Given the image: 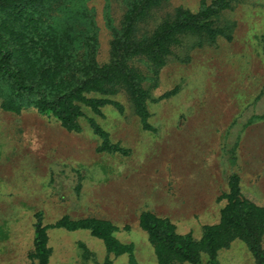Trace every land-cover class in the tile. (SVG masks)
Segmentation results:
<instances>
[{"label":"rangeland","instance_id":"rangeland-1","mask_svg":"<svg viewBox=\"0 0 264 264\" xmlns=\"http://www.w3.org/2000/svg\"><path fill=\"white\" fill-rule=\"evenodd\" d=\"M107 1L87 0L99 28L101 63L108 60L111 39ZM201 1L170 3L196 11ZM123 8L121 0H110L115 23ZM226 15L236 21L230 40L217 38L193 50L188 62L160 70L151 91L158 100L148 105L149 128L122 94L116 96L122 111L111 105L102 107L103 117L86 111L126 154L98 150L100 140L85 119L82 130L73 132L32 108L14 113L0 107V264H33L38 212L48 225L50 264H130L129 254H108L89 230L52 226L62 217L108 220L117 227L115 236L132 246L136 264H156L142 212L199 239L232 206V174L240 201L264 208V119L246 125L250 116L264 114V0H239ZM235 141L231 166L227 149ZM252 258L236 238L217 260L253 264ZM206 259L202 255L200 264Z\"/></svg>","mask_w":264,"mask_h":264},{"label":"trees","instance_id":"trees-1","mask_svg":"<svg viewBox=\"0 0 264 264\" xmlns=\"http://www.w3.org/2000/svg\"><path fill=\"white\" fill-rule=\"evenodd\" d=\"M121 1L124 8L117 23L110 0L105 6L111 39L108 60L101 63L99 28L87 0H0V107L14 113L32 108L73 132L82 130L85 119L100 140L98 150L126 154L128 150L111 142L108 132L86 111L102 117L106 105L122 111L116 99L122 94L143 127L149 128L148 105L158 100L151 91L160 70L170 62H188L193 50L212 45L217 38L230 40L236 21L226 12L233 11L239 0H202L196 11L172 7L171 0ZM256 119H264V114L250 116L246 125ZM236 142L227 149L231 166L236 164ZM239 191L232 174L227 195L232 206L199 239L177 234L168 220L142 212L141 226L156 264H200L202 255L207 264H219L218 252L236 238L245 243L253 264H264V208L240 201ZM52 226L89 230L102 240L108 254L127 253L130 264H136L132 246L115 236L117 227L108 220L62 217ZM47 228L38 212L33 264H50ZM104 264L110 262L106 259Z\"/></svg>","mask_w":264,"mask_h":264}]
</instances>
